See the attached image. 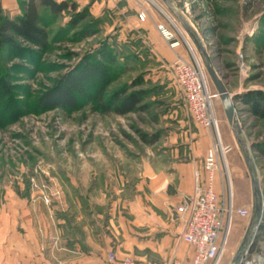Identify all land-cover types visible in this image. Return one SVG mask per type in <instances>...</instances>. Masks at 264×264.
Segmentation results:
<instances>
[{"label": "rangeland", "instance_id": "obj_1", "mask_svg": "<svg viewBox=\"0 0 264 264\" xmlns=\"http://www.w3.org/2000/svg\"><path fill=\"white\" fill-rule=\"evenodd\" d=\"M66 1L74 4L69 11L40 7L46 46L20 37H15L14 47L0 42V229H5L12 204L18 215L29 211L30 219L36 220L40 209L52 221L60 213L67 215L79 201L87 205L91 190L103 187L99 198L104 208L115 198V186L121 185L117 171L127 170L134 160L170 154L175 147L192 153L194 147L202 155L217 144L228 194L235 207L250 210L249 216H233L218 263L232 264L251 220L252 181L216 83L185 25L164 0ZM25 2L0 0V21L22 15ZM173 4L204 40L232 96L264 199V114L253 105L254 100L264 105V0H173ZM140 12L146 13L144 20ZM161 25L172 38L165 37ZM151 29L158 32V39ZM168 41L178 42L175 52ZM179 56L203 66L209 90L216 94L212 105L217 130L193 117L173 73ZM88 61L108 64L111 81L105 98L121 89L140 91L142 108L124 115L107 113L91 97H79L73 109L41 106L43 96ZM3 235L4 230L0 242ZM263 253L264 208L248 257Z\"/></svg>", "mask_w": 264, "mask_h": 264}, {"label": "crops", "instance_id": "obj_2", "mask_svg": "<svg viewBox=\"0 0 264 264\" xmlns=\"http://www.w3.org/2000/svg\"><path fill=\"white\" fill-rule=\"evenodd\" d=\"M150 32L155 40L159 38L157 31ZM168 43L170 50L177 49ZM213 145L202 155L194 147L193 153L175 147L168 150L170 154L134 160L129 163L133 167L117 171L121 185L115 186V198L104 208L99 198L103 187L91 190L87 205L79 201L67 215L60 213L52 221L40 209L36 220L30 219L29 211L18 215L12 204L5 216L0 264H111V251L158 264L173 258L190 261L195 249L181 239L185 220L177 206L194 191L195 170L206 177L204 162ZM216 188L228 197L222 169Z\"/></svg>", "mask_w": 264, "mask_h": 264}, {"label": "built area", "instance_id": "obj_3", "mask_svg": "<svg viewBox=\"0 0 264 264\" xmlns=\"http://www.w3.org/2000/svg\"><path fill=\"white\" fill-rule=\"evenodd\" d=\"M139 17L144 20L146 13L140 12ZM160 29L166 38L173 37V33L164 25H161ZM171 45L176 46L178 42H172ZM172 65L175 80L182 89L195 120L205 127L217 130L212 105L216 94L209 90L203 66L196 59L191 61L182 56ZM220 152L217 144L208 149L204 162L206 177L196 169L194 191L184 195L177 206V211L185 220L181 239L194 247V256L188 262L173 258L166 264H218L231 234L233 216L250 215L249 208L235 207L230 195L226 198L217 191V173L222 169ZM44 198L49 201V196L45 195ZM248 254L249 249L239 264H264V253L254 259L248 257ZM109 258L111 264H158L129 255L119 257L113 251L110 252Z\"/></svg>", "mask_w": 264, "mask_h": 264}, {"label": "trees", "instance_id": "obj_4", "mask_svg": "<svg viewBox=\"0 0 264 264\" xmlns=\"http://www.w3.org/2000/svg\"><path fill=\"white\" fill-rule=\"evenodd\" d=\"M50 8L54 12L69 11L71 5L62 0H26L22 15L15 18L4 16L0 21V42L3 45L17 46L15 37H20L33 45L44 47L47 44V32L41 25L40 7ZM106 62L88 61L75 73L69 75L56 88L42 97L41 106L48 108L73 109L79 97H91L100 110L116 114H127L142 108V92L118 90L105 98V91L111 81V72ZM3 82L0 71V84ZM255 109L264 114V105L253 101ZM154 141V140H153Z\"/></svg>", "mask_w": 264, "mask_h": 264}, {"label": "water", "instance_id": "obj_5", "mask_svg": "<svg viewBox=\"0 0 264 264\" xmlns=\"http://www.w3.org/2000/svg\"><path fill=\"white\" fill-rule=\"evenodd\" d=\"M164 1L180 18V20L182 21V23L185 25L186 29L188 30L190 36L192 37L194 43L198 47L200 54L216 83L219 95L222 99L225 111L228 116V119L233 127L236 139L243 152L244 159L246 161L248 170L250 172L251 181H252L253 198H254L253 199V209H252L250 223L248 225L244 238L238 248V251L232 263V264H239L246 250L249 249L250 246L253 244L256 231L263 217L264 199H263L262 188H261V184L258 178L256 166H255L253 157L251 155L249 146L247 144V141L244 137L243 129L238 121V118L236 117V108L234 106L232 96L230 92L227 90L224 82L220 78L213 64V61L207 51V46L204 40L199 35V33L195 30V28L191 25V23L187 20V18L184 15H182L179 12V10L175 8L173 4V0H164Z\"/></svg>", "mask_w": 264, "mask_h": 264}]
</instances>
